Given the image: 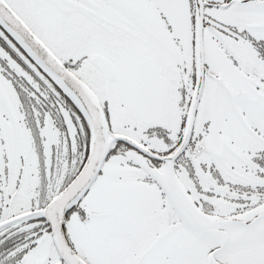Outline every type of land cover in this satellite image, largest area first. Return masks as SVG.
Wrapping results in <instances>:
<instances>
[{"label": "snow or ice", "instance_id": "1", "mask_svg": "<svg viewBox=\"0 0 264 264\" xmlns=\"http://www.w3.org/2000/svg\"><path fill=\"white\" fill-rule=\"evenodd\" d=\"M0 264H264V0H0Z\"/></svg>", "mask_w": 264, "mask_h": 264}]
</instances>
